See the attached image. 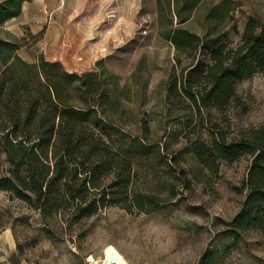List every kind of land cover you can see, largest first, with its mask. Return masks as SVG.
I'll list each match as a JSON object with an SVG mask.
<instances>
[{
  "label": "rangeland",
  "instance_id": "1",
  "mask_svg": "<svg viewBox=\"0 0 264 264\" xmlns=\"http://www.w3.org/2000/svg\"><path fill=\"white\" fill-rule=\"evenodd\" d=\"M22 7L26 15L0 26V42L40 58L52 28L61 44L46 60L78 75L104 70L121 103L117 125L136 139L147 125L149 148L130 155V212L107 208L81 222L69 212L43 218L0 190V234L11 232L32 264H91L110 250L122 264H201L208 252L214 264H264L261 232L246 231L236 244L223 237L246 199L250 158L218 160L209 169L196 156L201 144L239 142L264 126V74L239 82L222 112L198 113L181 91L169 95L170 84L180 90L192 66L212 64L203 43L233 49L250 18L264 25V0H27ZM177 30L193 37L180 50L171 41ZM12 69L17 77L26 73ZM8 168L0 151V179Z\"/></svg>",
  "mask_w": 264,
  "mask_h": 264
},
{
  "label": "trees",
  "instance_id": "2",
  "mask_svg": "<svg viewBox=\"0 0 264 264\" xmlns=\"http://www.w3.org/2000/svg\"><path fill=\"white\" fill-rule=\"evenodd\" d=\"M26 1H5L0 26L19 17ZM191 39L188 32L177 30L171 41L180 50ZM0 47V151L9 166L0 190L29 204L43 218L69 212L81 222L107 208L130 212L134 177L130 155L148 150L149 130L144 125L143 137L136 139L117 125L113 114L121 103L107 88L104 70L69 73L44 56L37 64H28L17 56L21 46L3 40ZM202 48L209 51L212 64L197 63L180 90L176 82L169 87L171 97L184 94L198 113L222 112L239 82L264 74V25L255 18L248 20L236 48L204 43ZM14 65L25 75L17 77ZM196 156L209 169L218 160L231 164L250 158L246 199L223 237L236 244L249 230L264 235V126L239 142L228 144L221 138L213 140L212 148L201 144ZM214 259V252H208L201 264H214Z\"/></svg>",
  "mask_w": 264,
  "mask_h": 264
},
{
  "label": "crops",
  "instance_id": "3",
  "mask_svg": "<svg viewBox=\"0 0 264 264\" xmlns=\"http://www.w3.org/2000/svg\"><path fill=\"white\" fill-rule=\"evenodd\" d=\"M26 2L23 3V5ZM24 7H22L21 9V14L20 15H26L24 14ZM49 33H50V38H49V34L48 36H45V39L43 40V45H45V47L47 45H49L48 50H46L43 53V56H46L48 51L56 46H59L61 43V41H59L58 37H54L53 35V30L52 28L49 29ZM48 38V39H47ZM44 50V48H43ZM23 51V49H20L17 52V56L23 60L24 62L28 63V64H37L39 57H37L36 54H33L32 52H27L25 53V51L23 52V56H21L20 52ZM0 264H32L30 262H28L27 260H25L23 258V256L21 255L17 244L15 242V239L12 235L11 232L6 231L0 234Z\"/></svg>",
  "mask_w": 264,
  "mask_h": 264
},
{
  "label": "bare ground",
  "instance_id": "4",
  "mask_svg": "<svg viewBox=\"0 0 264 264\" xmlns=\"http://www.w3.org/2000/svg\"><path fill=\"white\" fill-rule=\"evenodd\" d=\"M91 264H122L119 255L115 251H108L104 259L93 261Z\"/></svg>",
  "mask_w": 264,
  "mask_h": 264
}]
</instances>
